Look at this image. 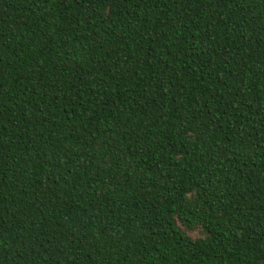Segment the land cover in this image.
Returning <instances> with one entry per match:
<instances>
[{"label":"trees","instance_id":"trees-1","mask_svg":"<svg viewBox=\"0 0 264 264\" xmlns=\"http://www.w3.org/2000/svg\"><path fill=\"white\" fill-rule=\"evenodd\" d=\"M0 264H264V0H0Z\"/></svg>","mask_w":264,"mask_h":264},{"label":"rangeland","instance_id":"rangeland-1","mask_svg":"<svg viewBox=\"0 0 264 264\" xmlns=\"http://www.w3.org/2000/svg\"><path fill=\"white\" fill-rule=\"evenodd\" d=\"M191 235H192L193 237H195V236H196V233H192Z\"/></svg>","mask_w":264,"mask_h":264}]
</instances>
